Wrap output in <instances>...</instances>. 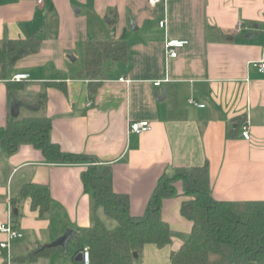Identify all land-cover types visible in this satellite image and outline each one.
Here are the masks:
<instances>
[{
  "label": "crops",
  "instance_id": "crops-1",
  "mask_svg": "<svg viewBox=\"0 0 264 264\" xmlns=\"http://www.w3.org/2000/svg\"><path fill=\"white\" fill-rule=\"evenodd\" d=\"M165 17L166 26H160ZM94 19L115 26L114 38L128 42L129 58L109 60L91 92L79 71L85 41L94 38L88 25ZM238 21L248 29L235 32ZM38 31L40 49L0 77V125L10 114L50 116L52 139L64 151L87 153L96 164L111 166L114 189L128 194L133 216L145 214L163 173L173 175L177 166L205 162L215 199L264 200V70L250 65L264 59V0H0V45L4 38ZM218 31L234 33V40L219 39ZM250 31L252 37L243 36ZM167 36L189 43L168 57ZM17 72H28L30 80L9 89L7 81ZM157 79L160 85L154 84ZM53 81L64 82L65 89L46 84ZM42 91L43 105L38 103ZM163 91L164 98L158 99ZM192 98L205 105L190 103ZM133 120H148L152 128L130 132ZM245 122L248 139L242 135ZM88 165L48 162L31 143L20 144L13 153L0 144V220L10 219L23 232L9 249L0 246V264H53L50 253L33 261L18 257L69 227L76 230L72 238L81 230L86 234L94 219L93 197L81 178ZM27 181L50 188L48 214L32 209L30 197L12 203ZM174 185L176 194L161 203L171 241L162 247L147 243L136 264H170L171 251L191 231L192 221L181 212L189 196L181 179ZM95 213L108 222L101 207ZM5 238L0 232V241ZM85 245L72 253V264Z\"/></svg>",
  "mask_w": 264,
  "mask_h": 264
},
{
  "label": "trees",
  "instance_id": "trees-1",
  "mask_svg": "<svg viewBox=\"0 0 264 264\" xmlns=\"http://www.w3.org/2000/svg\"><path fill=\"white\" fill-rule=\"evenodd\" d=\"M112 12V11H111ZM116 20L112 16L111 22ZM217 37L234 40V33L218 31ZM43 37L35 32L24 37L4 38L0 45V77L6 78L7 69L20 58L40 49ZM129 44L122 38H88L85 41V63L79 74L89 80L90 91L99 85L109 60L127 61ZM65 89L64 82L46 83ZM9 89L23 87L22 81H7ZM46 91L39 93L43 105ZM52 118L45 114H10L5 125H0V144L7 153L15 152L20 144L31 143L40 149L48 162H88L81 172L86 192L93 197L94 219L86 229L91 264H136L147 243L162 247L171 241L170 226L161 215L162 199L176 194L174 181L181 179L188 199L181 205L182 214L192 221V228L179 248L172 250L170 264H264V200L215 199L211 193L208 162L201 165L177 166L173 175L163 173L157 181L142 216L130 213L127 193L114 189L111 166L97 162L87 153L64 151L52 139ZM30 197L32 209L41 216L51 210L50 188L46 184L27 181L20 196ZM102 208L117 221L108 227L95 213ZM39 247L41 249L37 250ZM43 247V248H42ZM55 247L40 243L36 251L21 260H36L48 255ZM137 253V255H135ZM19 259V260H20Z\"/></svg>",
  "mask_w": 264,
  "mask_h": 264
},
{
  "label": "built area",
  "instance_id": "built-area-1",
  "mask_svg": "<svg viewBox=\"0 0 264 264\" xmlns=\"http://www.w3.org/2000/svg\"><path fill=\"white\" fill-rule=\"evenodd\" d=\"M35 1L37 4H43L45 2V0H35ZM148 1L151 4H155L163 0H148ZM166 23H167L166 17L159 21L160 26H166ZM244 29H248V26L246 25V23H244V21H238L235 26V32L240 33ZM188 43H189V40L187 38L167 36L165 39V51H166L167 56L176 57L178 55V49L187 45ZM250 65L253 67H256L259 71H263L264 70V59L252 60L250 61ZM11 79L14 81L30 80V74L28 72H17L12 76ZM161 82L162 81L159 79L154 80L155 85H160ZM189 102L192 104L198 105V106L205 105L204 103H200L193 98L190 99ZM151 128H152V125L148 120H133V121H130V124H129L130 132L141 133V132L150 130ZM242 135L243 137L247 139L250 137L248 122H245L242 125ZM94 163L96 164L97 162H94ZM0 232L6 235V238L0 241V246L8 248V249L10 248L12 242L15 239L21 238L23 236V232L17 229L16 227H14L10 219L6 221L0 220ZM75 264H91V254H90V249L88 245L84 246L81 252V259L78 260Z\"/></svg>",
  "mask_w": 264,
  "mask_h": 264
},
{
  "label": "rangeland",
  "instance_id": "rangeland-1",
  "mask_svg": "<svg viewBox=\"0 0 264 264\" xmlns=\"http://www.w3.org/2000/svg\"><path fill=\"white\" fill-rule=\"evenodd\" d=\"M107 20L108 19L106 20L105 19H101V20L94 19L93 21L89 22L88 25L91 29V33H89L90 36L92 37L98 36L100 38H114L116 28L111 23L109 24ZM130 21L132 23V19H130ZM81 59L82 57L80 56V60ZM107 219H108V222H106V224L109 227H113L114 225H116V224H112L111 222L113 221L114 223H116L114 219H112L111 217ZM57 220L58 219H55V221ZM86 241H87V236L85 232L81 230L80 232H78V234H76L74 238L71 239L67 248H64L62 246H57L53 248L50 252L51 256L49 260L52 261L53 264H61L62 261H65L68 264H72L73 263L72 253L75 252L80 247H82L86 243ZM38 246H36L35 248H37ZM39 249H41V247H39L37 250ZM26 261H30V260L27 259Z\"/></svg>",
  "mask_w": 264,
  "mask_h": 264
},
{
  "label": "water",
  "instance_id": "water-1",
  "mask_svg": "<svg viewBox=\"0 0 264 264\" xmlns=\"http://www.w3.org/2000/svg\"><path fill=\"white\" fill-rule=\"evenodd\" d=\"M133 24V27L136 28V25ZM254 35V31L246 32L243 36L245 37H252ZM165 96V91L162 92L160 96H157L158 99H163ZM76 230L73 228H67L62 235L51 241L50 243H47L45 246L48 247H56V246H63L64 248H67L69 242L71 241L72 237L75 235ZM43 248V247H42ZM137 255V253H135ZM81 259V253L80 258Z\"/></svg>",
  "mask_w": 264,
  "mask_h": 264
}]
</instances>
